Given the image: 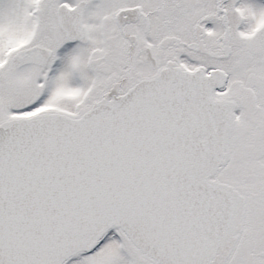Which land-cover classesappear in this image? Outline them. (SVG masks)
Wrapping results in <instances>:
<instances>
[{"label": "snow or ice", "instance_id": "1", "mask_svg": "<svg viewBox=\"0 0 264 264\" xmlns=\"http://www.w3.org/2000/svg\"><path fill=\"white\" fill-rule=\"evenodd\" d=\"M0 264H264V0H0Z\"/></svg>", "mask_w": 264, "mask_h": 264}]
</instances>
